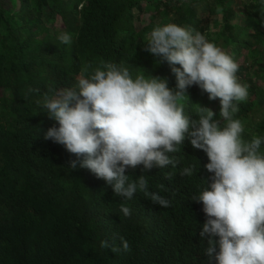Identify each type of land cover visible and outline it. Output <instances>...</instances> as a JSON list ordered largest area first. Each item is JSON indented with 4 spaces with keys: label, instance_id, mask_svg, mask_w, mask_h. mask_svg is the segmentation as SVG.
Returning <instances> with one entry per match:
<instances>
[{
    "label": "trees",
    "instance_id": "1",
    "mask_svg": "<svg viewBox=\"0 0 264 264\" xmlns=\"http://www.w3.org/2000/svg\"><path fill=\"white\" fill-rule=\"evenodd\" d=\"M168 23L200 32L239 65L248 97L234 102L233 116L243 140L262 138L264 154V0H0V264H217L199 234L203 204L192 200L213 174L204 167L207 154L187 138L169 154L175 167L126 170L130 181L145 175L149 192L170 201L167 208L139 190L131 199L116 195L90 169H71L75 155L44 138L59 127L43 107L45 96L75 87L86 66L88 77L101 61L123 64L133 79L157 76L175 90L168 63L144 50L151 31ZM65 32L70 44L58 39ZM187 95L186 116L198 119L201 106L222 119L219 99L196 85ZM190 166L192 175L181 176Z\"/></svg>",
    "mask_w": 264,
    "mask_h": 264
},
{
    "label": "clouds",
    "instance_id": "2",
    "mask_svg": "<svg viewBox=\"0 0 264 264\" xmlns=\"http://www.w3.org/2000/svg\"><path fill=\"white\" fill-rule=\"evenodd\" d=\"M58 39L72 42L66 32ZM144 50L158 63H168L176 77L175 90L157 76L138 74L133 79L123 64L101 61L102 67L88 77L86 66L75 87L60 90L52 99L45 96L43 107L59 127L49 128L44 138L75 155L71 169H90L116 195L131 199L139 190L164 208L170 201L149 192L146 176L130 181L126 170L138 165L143 172L175 167L178 161L169 154L178 152L187 138L194 149L207 154L204 167L213 174L211 183L192 199L202 202L207 216L199 233L207 241L205 255L217 264H264L262 138L243 140L242 122L233 116L239 111L234 102L248 97V86L236 75L239 65L205 35L175 23L154 28ZM193 85L209 100L219 99L222 119H213L215 113L201 106L198 119L184 114L181 101L189 98L187 89ZM192 173L190 166L180 175ZM121 211L131 215L124 205ZM121 240L128 251V242ZM101 246L109 247L107 241Z\"/></svg>",
    "mask_w": 264,
    "mask_h": 264
},
{
    "label": "rangeland",
    "instance_id": "3",
    "mask_svg": "<svg viewBox=\"0 0 264 264\" xmlns=\"http://www.w3.org/2000/svg\"><path fill=\"white\" fill-rule=\"evenodd\" d=\"M141 20H142V22H148L149 21V13L148 12H144L141 15Z\"/></svg>",
    "mask_w": 264,
    "mask_h": 264
}]
</instances>
